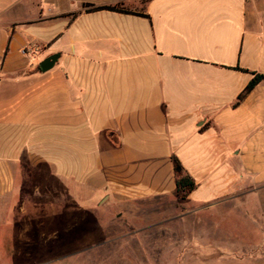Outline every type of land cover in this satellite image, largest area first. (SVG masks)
<instances>
[{
  "label": "crops",
  "instance_id": "0c3cea01",
  "mask_svg": "<svg viewBox=\"0 0 264 264\" xmlns=\"http://www.w3.org/2000/svg\"><path fill=\"white\" fill-rule=\"evenodd\" d=\"M251 72L264 0H1L0 224L32 205L58 222L96 193L179 199L174 156L196 188L165 220L199 223L202 264H264V82L238 100ZM237 216L252 240L223 234Z\"/></svg>",
  "mask_w": 264,
  "mask_h": 264
},
{
  "label": "rangeland",
  "instance_id": "374dc122",
  "mask_svg": "<svg viewBox=\"0 0 264 264\" xmlns=\"http://www.w3.org/2000/svg\"><path fill=\"white\" fill-rule=\"evenodd\" d=\"M64 202L57 207L58 222H40L42 213L54 208L32 205L25 207L27 221L15 212L14 231L0 224V264H202L212 256L199 253L198 222L165 220L188 209L181 199L156 197L120 205L102 201L96 193L87 205ZM71 214L79 216L77 223L71 222ZM229 225H236L243 240H252L251 226L240 217L224 220L223 234L231 235Z\"/></svg>",
  "mask_w": 264,
  "mask_h": 264
},
{
  "label": "trees",
  "instance_id": "16d2710c",
  "mask_svg": "<svg viewBox=\"0 0 264 264\" xmlns=\"http://www.w3.org/2000/svg\"><path fill=\"white\" fill-rule=\"evenodd\" d=\"M97 10H110L120 13L131 12L123 4H118L114 6H104V7H94V6H89L87 4L84 5V11L93 12ZM251 74H252V78L249 81L246 88L244 89V91L239 95L238 100H241L254 86H256L261 82H264L263 75L256 72H251ZM172 163H173L174 176H175L176 196L179 199H185L188 196V194L191 193L196 188V183L194 179L182 167L179 160L174 156H172Z\"/></svg>",
  "mask_w": 264,
  "mask_h": 264
},
{
  "label": "water",
  "instance_id": "95a60500",
  "mask_svg": "<svg viewBox=\"0 0 264 264\" xmlns=\"http://www.w3.org/2000/svg\"><path fill=\"white\" fill-rule=\"evenodd\" d=\"M56 55H52L49 58L45 59L41 64H40V69L41 71H47L50 69L54 62L56 61Z\"/></svg>",
  "mask_w": 264,
  "mask_h": 264
}]
</instances>
